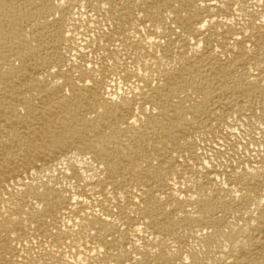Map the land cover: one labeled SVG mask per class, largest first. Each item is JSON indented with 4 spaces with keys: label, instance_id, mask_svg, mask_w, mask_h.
<instances>
[{
    "label": "bare ground",
    "instance_id": "6f19581e",
    "mask_svg": "<svg viewBox=\"0 0 264 264\" xmlns=\"http://www.w3.org/2000/svg\"><path fill=\"white\" fill-rule=\"evenodd\" d=\"M0 264H264V0H0Z\"/></svg>",
    "mask_w": 264,
    "mask_h": 264
},
{
    "label": "rangeland",
    "instance_id": "374dc122",
    "mask_svg": "<svg viewBox=\"0 0 264 264\" xmlns=\"http://www.w3.org/2000/svg\"><path fill=\"white\" fill-rule=\"evenodd\" d=\"M237 131V132H236ZM235 132L237 133L235 136V138H236V140L238 141V142H241V143H243V142H245L246 141V139L244 138V136H243V138H242V134L241 133H239L240 131L239 130H235ZM237 136H238V138H242V139H238L237 138ZM243 139H244V141H243ZM243 141V142H242ZM241 143H240V145H241ZM245 143H243L241 146V148H243V145H244Z\"/></svg>",
    "mask_w": 264,
    "mask_h": 264
}]
</instances>
